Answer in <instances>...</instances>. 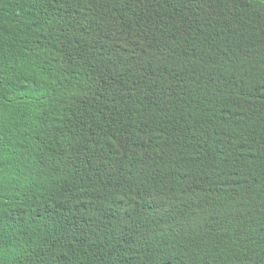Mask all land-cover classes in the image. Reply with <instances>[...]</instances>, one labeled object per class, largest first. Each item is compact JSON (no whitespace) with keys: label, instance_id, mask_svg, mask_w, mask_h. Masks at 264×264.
Here are the masks:
<instances>
[{"label":"trees","instance_id":"1","mask_svg":"<svg viewBox=\"0 0 264 264\" xmlns=\"http://www.w3.org/2000/svg\"><path fill=\"white\" fill-rule=\"evenodd\" d=\"M0 264H264V0H0Z\"/></svg>","mask_w":264,"mask_h":264}]
</instances>
